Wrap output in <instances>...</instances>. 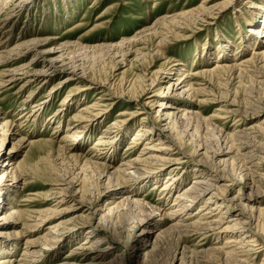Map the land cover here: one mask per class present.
Listing matches in <instances>:
<instances>
[{"label": "rangeland", "instance_id": "1", "mask_svg": "<svg viewBox=\"0 0 264 264\" xmlns=\"http://www.w3.org/2000/svg\"><path fill=\"white\" fill-rule=\"evenodd\" d=\"M66 1L68 4H66ZM213 1L209 0L207 2L209 5H212L218 1L221 3L222 0ZM203 2L204 0H37L31 4L28 9L27 7L21 9L20 16L18 15L12 18L9 21V25L0 30V40H8L7 42H10L9 46L14 45L26 30L32 32L31 36L28 37L47 38L48 40L45 47H52L57 43L76 41V44H68L63 50V58L64 60L66 59L67 61L65 60V62L68 63L60 70L51 73L48 82L44 81L42 77L36 78L34 75H29V73L25 75L20 74V77L23 78H19L13 82H6L5 79L7 78L1 75V72L5 69L13 68L19 64L26 63V61L30 62V58L32 57L31 54L26 58L16 56L19 58H16L12 62H8V64H0V78L5 81V83L0 86V120H9L12 126L11 129H19L21 132L20 135L16 136L14 139L8 140L3 148L8 150L21 136H25V138L29 139L28 141H45L48 139L49 141H53L56 145L54 148L55 150H51V148L43 145L27 146L26 144L29 143L27 141L22 143V147L19 146L15 148V158L27 162L29 167L30 165L32 167L27 171L28 179L26 183L23 185L20 184L18 191L15 193V203L22 207V209H25L26 212L28 209L27 213H31L32 215L29 218L32 224H35L33 218L37 215L38 210L42 211L41 213L47 214L45 218H39L40 220L38 221H41V224L38 226L40 227L38 231H36L37 227L34 226L23 235L15 252L16 259L22 256L25 247L30 250L39 249V246L25 244L27 239L28 241L36 242L35 239L37 237L49 232V228H53L57 225L55 233H52L55 235L51 241L52 247L44 246L43 254L40 253L42 255L29 258V260L33 259L30 264H58L62 261L75 264H89L92 261L93 263L91 262L90 264H94L91 258L92 255H89L90 251L88 245L82 243L86 241V239H84V233L93 229V226L98 222L99 214L96 218L92 219L94 225L88 218L91 212L98 208H102L108 198L120 194L123 187L104 191L100 196L98 193H94L97 197L92 195V198L87 191L88 195L82 198L81 190L83 191L85 186L82 181L84 172L80 170V167L84 162V158L94 161L98 160L100 162H109L110 159H112L111 165L114 167L110 168L113 170L121 165L122 161H125V159H133L143 153L142 150L146 142L149 141L155 144L152 147L154 148L152 153L157 155L154 157L161 156L165 161L162 162L160 160V162L159 159L150 158L148 161L149 163L145 162L138 166L140 168L143 167L138 170L140 174H144L143 169H150L152 172L142 175V178L137 177L138 179L136 182L135 180L133 181L135 183L140 181V185L137 187V191L139 190L137 196L146 197L145 201H149L150 204L160 207V211H158V214L154 217V221L162 222L163 226H161V228L168 227L173 224V222L176 223V227L178 226L177 229L171 227L172 230L170 229L171 231L169 230V233L166 232V234L168 233L167 235L164 234L162 235L163 237H159L156 243L157 246H154L155 252L151 259L152 264H264V230L260 228V225L257 227L258 209L252 210L251 212H253V214L242 205V207H238V209L233 205L229 207L231 208L229 209L231 213L237 210L241 213L244 212L247 216V222L245 221L246 223L244 222L245 224H242L244 227L238 224V227L234 226L233 228L239 233L245 231L244 234L242 233L245 236L247 235L246 240L248 241L245 240V244L241 241V238L234 243L226 242V239L221 235L222 229L215 224H212L213 227L208 224V221L218 218L208 217L214 213L208 214V218L202 215L198 216V218L194 216L190 218L187 216L185 217V214H179L180 217L176 219H169L173 217L169 216L168 220L159 221L160 217H162L164 205L168 213L171 210H176L175 208H171V210L169 208L175 204L172 199L178 195L177 189H170L171 187L164 186L166 180L169 179L168 177L172 176L166 177L169 175L170 170L173 171L174 174L183 173L186 177L188 176V179L182 183L185 187L186 184L189 185L194 177L197 171L195 167L197 169V167L202 168L209 165L210 170L208 168V173L213 176L216 175L217 180L221 177L220 175L228 179L222 181L223 184H230L228 186V191L225 193L226 200H228V197H232L239 193V195L244 198L245 195L248 196L250 190H254L260 192L262 195H259V202L253 205L262 209L264 207V58L261 56L257 57V55L254 56V54L258 53H254V51L258 50H253L254 57L248 61V57L252 55V52H248V47L246 46L243 48L242 44L239 43L240 33L247 32L250 27V23L246 21L248 18L250 19L251 13L249 12L261 10L264 6V0H233V4L228 5L224 10H217L215 7L212 10V16H209L210 14H206L207 16L202 15V17L205 16L202 20L198 18L192 19L190 17L186 20L179 17L178 19L181 18L180 22H188L189 27L185 28L183 27L185 25H183L175 32L167 33L168 27L166 26H168L169 20H166V18L173 17V15L180 16L178 13L182 10L189 11L191 8H196V10H198V6L201 7L202 4L208 5L207 2ZM163 17L165 18L163 19ZM193 20H195L196 23H193ZM239 22L242 28H239ZM154 24H157L156 27L159 31L156 36H151V34L148 35V32L143 35L145 33V28L151 27ZM24 26H27V29H24ZM8 30H10V33H8ZM133 37L136 39L131 41L130 44L127 42L125 44L127 46L124 47V50L128 48L131 49L132 47L133 50L137 48L139 52L132 51L133 53L131 52L130 55H126L123 60L120 54L124 52L118 53L117 55H113V53L110 54L113 56V59L109 56V53L104 52L102 60L100 57L97 58V56L91 57L88 55L87 57L84 56L86 54H79L84 52L90 54L92 48H87L88 46L92 47L102 43H118L124 38L130 39ZM163 37H166L165 42L163 41L164 43L159 44V41H161ZM225 37L233 41L232 44L234 48L232 49L234 50L229 51L226 49V51L230 53H228L229 59L226 60L227 62L221 60L224 62V64L222 63L221 65V61L216 63V60L219 58L217 54L221 50L219 47L221 42L219 43V41H224ZM235 45H237L236 48ZM5 48L6 47H0V50ZM204 48L209 50L208 57L206 56L205 59L199 61L196 56L198 57L199 53L202 54ZM241 51L242 53H240ZM140 52L146 53V56L141 59H136V55ZM236 52L237 55H235ZM60 53L61 52H56L52 56H57ZM245 57L247 58L245 59ZM194 59L198 60V62L193 61ZM235 59H237L238 62L235 61ZM241 60H246L248 62ZM179 61L187 63L188 69H191L193 66L189 76L192 82L197 87H200L201 91L200 94L196 95L197 98L185 97L183 99L186 103H192L195 109L194 111H196L197 114L195 116L192 115L182 118H178L179 116L177 117L173 125V139L175 138L173 140L171 138L172 135L169 134L171 130L168 126H164L163 124H165V121L161 120L163 118L161 114L164 113L161 112L163 107L160 108L157 106L159 101L168 102L169 100L177 98L173 94L175 92L172 93V90L166 93V81L164 80H167L165 76L168 75V71L165 70V72H160L161 74H158V77L160 76V81L156 80L151 86L150 79L154 77L152 74L161 67L163 68L165 66L164 68L169 69L172 64ZM225 63L228 65L234 63L235 65L233 64L232 68L235 69H231L228 72V70L221 68L227 65ZM246 63L248 65H246ZM73 64L76 66L75 72H73ZM216 64L219 65L217 66ZM236 64H238V66ZM199 67L203 70L208 68L215 69L213 72L214 74H209L212 75L209 76L208 74L202 73V69L200 70L201 72L197 74L195 70H198ZM239 67L240 69H238ZM30 69L40 70L44 68L39 62H32L31 65L26 68L28 71H31ZM216 72L217 74H215ZM79 73H83V75ZM173 73H175V70H173ZM75 75L79 76L77 77ZM84 75L85 77H83ZM171 75L174 78L177 77L176 75ZM70 76H73V79L66 83L64 82V84L63 80ZM144 86L145 90L143 91ZM160 86H163L162 91L159 90ZM203 88H205V90ZM65 98L67 100L66 102H64ZM85 103L88 105L90 104L89 112L87 111L88 109H85L87 108L86 106L82 109ZM36 108L40 110L35 112ZM158 109L160 111H158ZM80 112H85L88 117L85 119L78 117L81 114ZM77 113L78 116L76 117ZM86 119L87 122L94 121L96 125L93 130L91 129L88 131V127L85 128L83 133L80 132L82 128L78 127L85 125L86 123H82V121ZM143 119L144 124L153 125L155 120L158 122L154 128L156 131L154 137L150 138L151 136L144 135L145 137H143L146 140L143 137H140L141 139H136L139 138V135L137 136L136 134H138V130L140 129L139 124ZM69 125L70 128L77 126L73 130L78 129L81 133V138L80 136L78 137L79 141L76 140L80 143V148L74 152L77 154L79 153L83 157L79 161L65 157L62 154H60L58 158L60 151L57 146L59 147V143L60 146L61 144L67 146V144L70 143V139L66 136V129ZM163 126L165 129L162 128ZM106 129L113 130H110L109 136H116L114 143H112L113 146L110 143V145H105L107 142L96 145V143L99 142L100 132ZM246 131L250 135L247 134ZM221 135L229 136L228 145H232L231 152L225 153L228 147L226 148L225 144L222 143ZM233 135L237 138L233 139L234 137H232L231 139ZM119 136L121 137L120 140H118ZM160 137H162L161 139L164 138L163 141L167 144H170L171 140L177 144H170L173 145L170 151L159 148L160 146L158 143L161 142L159 140ZM75 142L73 145H76ZM202 147L208 149L206 155L202 154L204 151ZM57 149L58 151H56ZM236 153H238V157L235 155ZM66 154H69L68 151ZM223 154H226V157L231 158V160L236 156V160L234 159L235 161H233V163H231V160L228 163L226 167L227 171L224 170L223 165H218L219 160L225 157ZM143 156L147 157L149 154L147 153ZM231 156H233V158ZM151 159L156 160L152 161ZM261 159L263 160L261 161ZM148 164H150V166ZM202 164L206 166H202ZM216 166L220 168L218 169L220 170L218 175L211 170L216 168ZM243 169L249 171L247 172V181L250 180L248 184L245 183V178H241V172H246ZM129 171L133 170L130 169ZM249 173H251V176ZM148 175L150 179L147 177ZM73 176L76 178L73 179ZM62 177L68 178L67 181H69V179L73 180V184L70 183L73 185L72 188L69 186L70 184L68 182L65 183L61 179ZM156 179L158 180L156 181ZM163 187H166L164 196L168 193V190H172V193H170L172 194L171 198L169 197L165 200L166 197L164 198L161 193L164 189ZM140 192H142V195H139ZM220 195V193H217V198L223 197V195ZM206 197L195 206L190 207V211L195 212L198 205L203 204L206 199H208V197ZM242 201L244 204L246 203L244 200ZM56 206L57 209H55ZM127 206L129 207L126 208V205H124L122 210L125 211L130 208L125 212H132L130 213L132 215L138 210V208L133 205ZM132 206L133 209L131 208ZM230 212L227 213V216L231 214ZM137 213L139 214L141 211L138 210ZM251 215H254V217ZM130 216L124 215V218L119 220L115 227V231L119 236L118 242H116L112 236V229L107 230L108 239L114 242V244H118L119 247L117 246V248L113 250L114 252L110 254V258L106 259V261L111 260L121 253L123 259L125 258L124 261H128H123V263L120 262L121 264H141L142 252L152 249V243H154L157 232L148 236L146 232L141 231V226H137V219L142 215L139 214L137 217L133 215L131 218ZM183 219H185V221ZM188 222H190V224L186 226L185 224ZM181 223H185L182 225V228H180ZM192 223L200 225L196 226ZM260 223L261 222H259V224ZM154 224L155 222L152 221V224L147 226H153ZM254 224L256 227H254ZM201 225L202 228L206 229V233L204 232L205 229L200 228ZM187 227L190 229L186 231ZM153 229L155 231L157 228ZM262 232L263 234H261ZM201 233L203 235H201ZM98 236L99 235H94V239ZM226 243L231 246H228ZM239 244L241 249L237 247ZM81 245H87L85 246L87 248ZM135 245L140 246L142 250L135 251L131 254ZM70 248H74L75 251L71 252ZM242 249H245V251ZM232 251L233 253L237 251V256L235 253L233 254ZM238 251L242 254H239ZM139 255L141 257L140 259H138ZM175 255L176 257L173 260ZM183 255H186V258H184ZM236 258L241 259V261ZM243 259H246L247 262Z\"/></svg>", "mask_w": 264, "mask_h": 264}, {"label": "bare ground", "instance_id": "2", "mask_svg": "<svg viewBox=\"0 0 264 264\" xmlns=\"http://www.w3.org/2000/svg\"><path fill=\"white\" fill-rule=\"evenodd\" d=\"M36 1L37 0H0V30H2L3 28H6L7 25H9V21L12 18L17 17L18 15L20 16L21 9L26 8V7L28 9V7L31 4H33L34 2H36ZM207 1H209V0H204V2H207ZM222 1H221V3L218 1L217 3H214L212 5H209L208 2H207L208 5H205V4L201 3L202 6L201 7L198 6V8H199L198 10H196V8H194L196 11L193 8L189 9V11L188 10H185V11L182 10V11H180L178 13V14H180V16L173 15V17H170L168 19L166 18V20H169V22H168L169 24H168V26H166V27H168L167 28V33L168 32H171V33L175 32L176 30L180 29L181 26H183V25H185V26H183L185 28L189 27L188 26L189 25L188 22H186V21L180 22L181 18L187 20L190 17L192 19L198 18V19L202 20V19L205 18V16L202 17V15H206V14L209 15L210 14L209 16H212L211 15L212 14V10L215 7H216L217 10L218 9H223L224 10V8H226L228 5L233 4V0H226V1H223V2ZM236 1H238V0H236ZM66 4H68L67 1H66ZM109 6H111V5H109ZM223 10H222V12H223ZM249 13H251L252 16L250 15V19L248 18V20H246V21L250 23V24L248 23L250 25V27L247 30V32L240 33L239 43L242 44L243 48L247 46L248 47V50H247L248 52H250V51L252 52L253 50H258V51H254V53L258 52L257 54H254V56L257 55V57L261 56L262 58H264V6L261 8V10H255V11H252V12H249ZM179 17H181V18L178 19ZM200 17H202V18H200ZM164 18L165 17H163V19ZM193 23H196L195 20H193ZM238 24H239V28H242L240 22ZM156 25L154 24L151 27L145 28V30H144L145 33L143 35H145L148 32V35L151 34V36H156V34L159 32L157 27H156ZM24 29H27V26H24ZM9 31L10 30H8V33H10ZM31 33L32 32H29L28 30L24 31L23 34L19 37V40L16 41L14 43V45H12V46H9L10 42L8 43L7 42L8 40H4V41L0 40V47H6L5 49L0 50V64L1 65L2 64H6V63L8 64V62H12L13 60H15L16 58H19V57H25L26 58L30 54L32 56L30 58V62L26 61V63H22V64H19V65L13 67V68H9V69L3 70V72H1L2 73L1 75L4 76L5 78H7V79H5L6 82H13L14 80H17L19 78H23V77H20V74H24L25 75V74H28V73H29V75H34L36 78L42 77V78H44V81L48 82L50 80L51 73H53L56 70H60L61 68H63L68 63V62H65L66 59L64 60V58H63V55H64L63 50L65 49V47L68 44H76V41L75 42L74 41H69V42H65V43H57L55 46L45 47L46 44H47V40L48 39L47 38H43V37H28V36H31ZM157 37H158V35H157ZM135 39H136L135 37L130 38V39L124 38V39H122L121 42H118V43H110V44L102 43V44H96V45H94L92 47L88 46L87 48H92L91 49L92 51H90V54H87L86 52L79 53V54H82V55L86 54L84 56H87V57H88V55H90L91 57H96L97 56V58L100 57L101 60H102L104 52L109 53V56H111L112 59H113V56L110 55V54L113 53V55H117L118 53L124 52V53H121L122 56L120 54V57H123L122 58V60H123L124 57L126 55H130L132 51L139 52L137 48H135L136 50H133L132 47H131V49L128 48L127 50H124V47L127 46L125 44L127 42H129V44H130V42L134 41ZM165 39H166V37H163V39L161 41H159V44L164 43ZM220 42H221V44H220V46L219 45L218 46L221 48V50L217 54L219 58L216 60V63L221 61V60L222 61H226L227 59H229L228 55L230 53L227 52L226 49H228L229 51L234 50V49H232L234 47H233V44H232L233 41L231 39L225 37V40L224 41H219V43ZM48 44H49V41H48ZM237 45H235V48L237 47ZM256 45H257V47H256ZM56 52H61V53L58 54L57 56H52ZM240 53H242V51ZM208 54H209V50L204 48L202 50V54L199 53V56L198 57L196 56V58H198L199 61H201V59H205L206 56L208 57ZM243 54H244V52H243ZM251 54H252L251 55L252 57L251 56H249V57L247 56L248 57V61L253 59V57H254L253 56V52ZM235 55H237V52H236ZM16 56H19V57H16ZM145 56H146V53L140 52V53H138V55H136V59H141V58H144ZM68 57H69V55H68ZM247 57H245V59ZM195 59L193 61H195V62L197 61L198 62V60H195ZM258 60H260V59H258ZM222 61L220 63L221 65H222V63L224 64V62H222ZM235 61H237V59H235ZM241 61H246V60H241ZM248 61H246V62H248ZM253 61H252V63H253ZM32 62L33 63H36V62L38 63L39 62L44 69H40V70L30 69L31 71L26 70V68L29 67ZM206 62H207V59H206ZM225 64H227V63H225ZM231 64L233 65L234 63H231ZM187 65H188L187 63H182L181 61H179L177 63L175 62L174 64H172L170 66V68L168 67L169 69L164 68L165 66L163 68L161 67L160 69H158V71H156L154 74H152V75H154V77L150 79V86H151L153 83L156 82V80L160 81V79H159L160 76L158 77V74L160 72L161 73L163 71L165 72V70L168 71V75L165 76L167 78V80H164V81H166L165 82V84H166L165 85L166 86V93H169L172 90V93L175 92L173 94L177 98L173 99V100H169L168 102L167 101H159L157 106L160 107V108L163 107L161 109V112H164V113L161 114L163 116V118L161 120L162 121L164 120L165 124H163V125L164 126L166 125V127L168 126L169 129L171 130V133H169V134L172 135L171 136L172 139H173V125H174V122L177 120V117L179 116L178 118H180V117L182 118V117H188V116H192V115L195 116L197 114V112L194 111L195 109L192 106V103L189 104V103H186L185 100H183L185 97L197 98L196 95L200 94V91H201L200 87H197L192 82V79L189 76V73L191 74V69L193 68V66L191 67V69H188ZM216 65L218 66L219 64H216ZM232 65H228L227 64V65L222 66L221 68H224V69L228 70V72H229V70L233 69ZM236 65L238 66V64H236ZM246 65H248V64L246 63ZM250 65H251V63H250ZM253 65H254V63H253ZM73 66H74V64H73ZM75 67L76 66L73 67L74 68L73 72H75ZM240 67L238 69H240ZM218 68H220V67H218ZM218 68H217V70H218ZM201 69L202 68H200V67L198 68V70L196 69L195 70L196 73L199 74V72L203 71L202 73H205V74L209 75V74H212L214 72V70H215V69H212V68L211 69L208 68L206 70H203V69L201 70ZM204 69H205V67H204ZM173 70H175V73H173ZM83 71H84V69H83ZM176 72H177V74H176ZM222 72H224V71H222ZM171 74L176 75L177 77L174 78ZM215 74H217V72ZM80 75H83V73L80 74ZM212 75H209V76H212ZM75 76H77V75H75ZM214 76H216V75H214ZM83 77H85V75ZM29 79H31V78H29ZM72 79H73V76L66 77V79L63 80V83L64 82L66 83V82H68V81H70ZM33 80H35V79H33ZM4 83H5V81L0 78V86L2 84H4ZM53 88H52V92H53ZM162 89H163V86H160L159 90L162 91ZM203 89L205 90V88H203ZM144 90H145V86L143 87V91ZM69 100H71V99H69ZM66 101L67 100L65 98L64 102H66ZM64 102H62V103H64ZM89 105L85 103L83 105L84 107L82 106V109H84L85 106H86L87 108H85V109H88L87 111L89 112V110H90L89 109ZM38 108H40V107H38ZM38 108H36V110L34 109L35 112H37V110H40ZM159 109H158V111H160ZM80 113L82 115L80 114V116H78V113H77L76 117L78 116V117H80L82 119L83 118L85 119L86 117H88L85 114V112L84 113L80 112ZM82 123H86L87 124V125L85 124L86 126L82 125L81 127H78V128H82V130L80 132H83V133L85 131V128L88 127V131L91 130V129L93 130V128L96 125L94 123V121L87 122V119L83 120ZM157 123L158 122H156V120H155V123L153 125L144 124V119H143L140 122V124H139V128L140 129L138 130V134H136L137 136L139 135L138 136L139 138H136V139H141L140 137H143L144 135L151 136L150 138L154 137V135H155L154 133L156 132L154 130V128L156 127ZM164 126L162 128H164ZM76 127L70 128V125H69L68 128L66 129V136L70 139V143L67 144V146L65 144H63V145L61 144V146H60V143L58 142L59 143V147L57 146V148H59V151H60L58 158L60 157V154H62L65 157H68V158H73L76 161H79V160H81L83 158L79 153L78 154L74 153L75 150H79L78 148H80V143L78 142L79 141L78 137L80 136V138H81V135H80L81 133L78 131V129L73 130ZM11 128H12V126H11V122L9 120H7V119L6 120H0V264H30L33 261V259L29 260V258H32V257L34 258L37 255H42L43 252H44V248H43L44 246L45 247L49 246L50 248L52 247V245H51L52 242L51 241H52V239L55 236L53 234L55 233V229H57L56 228L57 225H55L53 228H49L50 229L49 232L37 237L35 239V241L37 243L28 241V239H27L25 244H31V245L39 246V249L30 250V249H27L25 247L24 250H23L22 256L19 259L18 258L16 259L15 252H16V249L18 248L20 240H22V238H23V235L28 232L27 230H29L30 228H33L34 226L37 227L36 231H38L39 228H40L38 226L41 224V221H38V220H40L39 218L40 217L45 218L47 214L41 213L42 211L38 210L37 215H36V212H35L36 216H34V218H33L35 224H32V222L29 221L30 220L29 218L32 215H31V213L30 214L27 213L28 209H27V212H26L25 209H22V207H20L19 205H16V203H15V200H14V198L16 196L15 193H16V191H18V188L20 187V184L23 185V184L26 183V181L28 179L27 178V171L29 170V168H32V167H31V165L29 167V164L27 162H23L22 160H17L15 158V151H16L15 148H17L19 146L22 147V143H25V142H27L29 140V139L25 138V136H21L19 139H17V142L13 143V146H11V148H9L8 150H6V148H3L8 140L10 141L11 139H14L16 136L20 135V133H21L19 131V129H15V128L11 129ZM110 130L106 129L103 132H100L101 135L99 137V142L96 143V145L97 144L100 145V144H102V142H107L106 144L103 143L105 145H110V144L114 143V140H115L116 136L115 135L114 136L110 135L111 136L110 137L109 134H110L111 131H113V130H111V131ZM246 133H247V131H246ZM246 133H245V137H246ZM247 134H249V133H247ZM228 135H230V134H228ZM228 135H225V136L221 135L222 143L225 144L226 148L228 147V150L225 153H228V152L232 151V145L231 144L228 145V143H229V139H228L229 136ZM234 135L231 136V139H232V137H234ZM252 137H254V136H252ZM161 138L162 137H160V139H159L161 142L158 143V145L160 146L159 148H163L165 150H169L170 151L171 146L173 147V145H170V144H177V143L172 142V140H171L170 144L169 143L167 144L166 142L163 141L164 138L163 139H161ZM167 138H168V136H167ZM235 138H237V137H234L233 139H235ZM255 138H257V137H255ZM120 139H121V137L119 136L118 140H120ZM61 140H62V138H61ZM61 140H60V142H61ZM64 140H65V138H64ZM76 140H78V141H76ZM151 141H153V140H151ZM28 142L29 143L26 144L27 146L43 145V146L51 148V150L52 149L55 150L54 148L56 146L53 141H49L48 139H46L45 141H41V140L40 141H35V140L31 141L30 140ZM74 142L76 143V145H73ZM178 144H180V143H178ZM239 144H241V143H239ZM246 144H247V142H246ZM153 145H155V144H153L152 142H149V141L146 142L145 147L142 150L143 153L139 154L136 158L125 159V161H122L121 165L117 166L113 170H111L114 167V166L111 165L112 164V162H111L112 159H110V161H109L110 163H109L107 161L100 162L98 160L94 161V160H91V159H85L84 158V162H83V164L80 167V170H82L84 172V176L82 178V181H83V185L85 186V189L83 191L81 190V192H82L81 193V197L82 198L85 195H88L87 191L90 193L91 198H92V195L95 196L94 193H98L99 196H100V194L102 192H104V191H108V190H110L112 188H117V187L122 188L123 187V189L120 192V194L108 198L105 201V205L102 208H98V209L94 210L93 212H91V215L88 218V220L93 224L92 219L96 218V216L99 214L98 222L95 225L93 224L94 225L93 229H90V230H88V231H86L84 233V235H85L84 239H86V241H84V243H82V244H87L88 245V249L90 251L89 255H92L91 258L94 261V264H117V263L121 264V263H123L125 258L123 259V255L121 253L119 255H116L115 257H113L109 261H106V259L110 258L109 257L110 254H112L114 252L113 250L115 248H117V246H118V244L116 245V244H114V242H111L108 239L107 230L112 229V234H113L112 236H113L114 240H116V242H118L119 236L117 235V233L115 231V227L118 224L119 220L124 218V215L125 216L127 215L128 217L130 215L131 216L134 215V217L139 216V214L142 215L141 217L139 216V218L137 219L138 220V223H137L138 225L137 226H141V228H142L141 231L142 232H146L148 236H150L151 234L156 233V232L158 233V234L156 233V238L154 240V243H152V245H153L152 249L142 252V254H141L142 258L140 257V255L138 256V259L141 258V260H142L141 264H150V263L152 264V262H151L152 260L151 259L153 258L154 252H155L154 251V246L156 245L159 237H161L162 235L166 234V232H168L171 229V227H173V228L175 227V229L178 228V226L177 227L175 226L176 223H174V222H173V224H171L168 227L161 228V226H163L162 225L163 223L162 222H158V221H154V217L156 216V214H158V211H160V207L158 205L150 204L149 201L148 202L145 201L146 197H141V196L138 197L137 196V193L139 192V190L137 191V187H138V185H140V181L137 182V183H135V182L137 181L138 178H142V175H144V174H146L148 172H152V171H150V169H143L144 174H140V171H138V170L142 169L143 167L140 168L138 166L142 165L145 162L149 163L148 161L150 160V158H156V159H159V161L161 160L162 162L165 161V159H162L161 156L154 157L157 154L152 153V150H154V148H152ZM112 146H113V144H112ZM115 146H116V144H115ZM115 146H114V148H115ZM243 146H245V145H243ZM202 149H204L202 154L206 155L208 149H206L204 147H202ZM66 150L68 151L69 154H66L67 153ZM56 151H58V149ZM64 153H65V155H64ZM145 153L146 154L148 153L149 156L144 157L143 155H146ZM235 155L237 156L238 153H236ZM239 155H241V154H239ZM244 155H245V153H244ZM223 156H225V157H222L219 160L218 165H223L224 170L227 171L226 167H227L228 163L230 162L231 158L226 157L227 156L226 154H223ZM236 156H234V158H233V156H231L233 158L231 160V163H233V161L236 160ZM250 157H251V155H250ZM156 159H153V160L151 159V160L155 161ZM262 160L263 159H261V161ZM152 161H151V163H152ZM150 164H148V165L150 166ZM153 165H154V162H153ZM49 166H50V164H49ZM202 166H206V165L202 164ZM110 167H112V168H110ZM152 168H153V166H152ZM208 168H209V165L206 166V167H202V168L197 167V169L195 167V170H197V171L195 172V175L192 178V180L189 183V185L186 184L187 186L185 185V187L182 185V183H183V181H186V179H188V176L186 177L185 175H183V173L182 174L181 173H175L174 174L173 171L170 170L169 175H167L166 177L171 176V175L172 176L168 177L169 179L166 180V182L164 181L165 182L164 186L171 187L170 189H174V188L177 189V194L178 195L175 196L172 199L173 203H175L176 205L173 204L174 206L169 208L170 210H171V208H175L176 210H171L168 213V212H166L167 208L164 207L165 206L164 205L163 209H162V217H160L159 221L166 220V219L168 220L169 216L170 217L173 216L172 218H169V219H176L177 217H180L179 214H185V217L187 216V217L192 218L194 216V217L198 218V216H201V215L204 216V217L205 216L207 217L208 214L210 215V213H214V214H212L211 216H208V217H210V218L218 217L219 219L217 218L216 220L208 221V224H210V225H212V224L214 225L215 224V225L219 226V228L222 229L221 235L223 236V238L226 239V242H228V243L233 242L234 243V242L239 241L240 238H241V241L244 243L246 238H247L246 237L247 235L246 236L243 235L245 231L239 233V232L235 231L233 228H234V226L238 227L239 226L238 224L242 225L248 219H246L247 216L245 215L244 212L241 213L240 211L234 210L235 213L234 212L231 213L230 210H229L231 208H229V207L231 205H233L237 209H238V207L241 208L243 206L249 212H251L252 210L254 211V209H256V210L258 209L259 215H258V218H257L258 219L257 220L258 221L257 222V227H258V225H260V228L262 230H264V207L262 209L260 207L257 208L256 206L253 205V204H257L259 202V200H260L259 195H262V194L260 192L254 191V190H250V192L248 193V196L245 195L244 198H242V196L239 195L240 194L239 193V194L233 195L232 197H228V200H226L225 193L228 191V186L230 184L229 185L225 184V183L223 184L222 181H226L227 178H225L224 176L220 175L221 177L218 178V180H217L216 175L213 176V175L208 173V171H207ZM130 169H132L133 171H129ZM218 169H220V168H218L216 166V168H213L211 170L216 172V174L218 175L219 174L218 172L220 171ZM250 169H251V167H250ZM154 170H155V168H154ZM209 170H210V168H209ZM243 170H245V169H243ZM248 170H249V168H248ZM247 172H249V171H246L244 173L241 172V178H243V179L245 178L244 180H245L246 184H248V182L250 181V180L247 181V178H248V173ZM155 173H156V171H155ZM249 174L251 176V173H249ZM135 175H138V176H135ZM147 177L150 179L149 175ZM74 178H76V177L73 176V179ZM61 179L65 183L68 182L70 184V183L73 182L72 179H69V181H67L68 178H64V177H62ZM143 179H145V178H143ZM134 180H135V182H133ZM157 180L158 179H156V181ZM58 183H59V181H58ZM62 184H63V182H62ZM72 184L69 185L71 188L73 186ZM166 187H163L164 189L161 192L163 194V196H164ZM65 188H66V186H65ZM62 189H64V188H62ZM67 189H68V186H67ZM241 190H242V188H241ZM171 191L168 190V193L164 196V198L166 197L165 200L168 199L169 197L170 198L172 197V194H170V193H172ZM63 192H65V191H63ZM217 193L218 194L220 193L221 195H223V197L217 198ZM55 194H56V192H55ZM139 195H142V192H140ZM263 195H264V193H263ZM206 196L208 197V199H206V201L203 204L198 205V208H197V210H195V212L190 211V207H193L196 204H198L199 201H201ZM95 197H97V196H95ZM160 198H162V197H160ZM242 200H244L246 203L244 204ZM124 205H126V208L129 207L127 205H130V206L133 205L134 207L138 208V210L141 211V213L138 214L137 213L138 210L135 212V214L133 213V215L130 214L132 212H130V213H128L129 211L125 212L126 210H129L130 208L126 209L125 211H123L122 207L124 208ZM133 206L131 207L132 209H133ZM55 209H57V206L55 207ZM232 209H234V208H232ZM48 210H50V209H48ZM228 212L231 213L229 216H227ZM251 213H253V212H251ZM128 214H130V215H128ZM223 215H226L227 218L225 219L226 216H223ZM131 216H130V218H131ZM182 216H184V215H182ZM251 216L254 217V215H251ZM42 218H41V220H42ZM125 218H127V217H125ZM183 220L185 221V219H183ZM194 220H196V219H194ZM152 221L155 222V224L153 226H147L149 224H152ZM259 222H261V223L259 224ZM183 224H185V223H181L180 228H182ZM188 224H190V222H188L185 225L188 226ZM192 224L196 225L194 223H192ZM198 225H200V224H198ZM198 225H196V226H198ZM213 225H212V227H213ZM254 227H256V225ZM145 228H147V229H145ZM153 228H157V229L154 231ZM200 228L201 229H205V228H202V225H201ZM188 229H190V228L187 227L186 231ZM191 229H192V227H191ZM213 230H215V229H213ZM194 232H196V231H194ZM204 232L206 233V229L204 230ZM256 233H257V231H256ZM178 234H179V232H178ZM261 234H263V232ZM94 235H99V236L94 239ZM180 235H182V234H180ZM201 235H203V234L201 233ZM221 235H219V236H221ZM246 241H248V240H246ZM251 241H253V240H251ZM238 243H240V242H238ZM87 245H85V246H87ZM81 246H83L84 248H87L84 245H81ZM223 246H225V245H223ZM228 246H231V245H228ZM77 247H79V246H77ZM237 247H240V244ZM244 247H246V246H244ZM222 248H224V247H222ZM248 248H246V249H248ZM253 248H255V247H253ZM253 248H250V249H253ZM237 249H239V248H237ZM240 249H241V247H240ZM138 250H142V249H141L140 246L135 245L133 247V251L131 252V254L134 253L135 251H138ZM190 250L194 251L193 249H190ZM229 250H228V252L230 253ZM242 250L245 251V249H242ZM73 251H75L74 248L71 249V252H73ZM219 251H220V249H219ZM233 251H232V253H233ZM205 252H206V250H205ZM236 252L237 251L234 252L235 255L237 254ZM40 253H42V254H40ZM183 253H184V251H183ZM239 254H242V253L239 252ZM225 255H226V252H225ZM235 255H234V258H235ZM185 256L186 255H183L184 258H186ZM246 256H247V254H246ZM175 257H176V255L173 257V260H174ZM226 258H228V257H226ZM243 258H244V256H243ZM236 259H239V258H236ZM131 260H132V258H131ZM239 260L241 261V259H239ZM243 260H245L247 262L246 259H243ZM125 261H127V260H125ZM181 261H182V259H181ZM62 262H60L58 264H75V263L68 262V261H65L63 263ZM76 262H78V261H76ZM242 263H243V261H242ZM76 264H78V263H76Z\"/></svg>", "mask_w": 264, "mask_h": 264}]
</instances>
